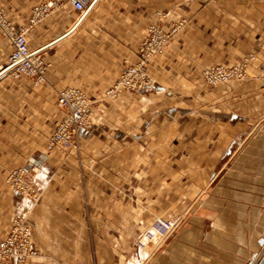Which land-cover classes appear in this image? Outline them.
I'll return each mask as SVG.
<instances>
[{
  "label": "crops",
  "instance_id": "1",
  "mask_svg": "<svg viewBox=\"0 0 264 264\" xmlns=\"http://www.w3.org/2000/svg\"><path fill=\"white\" fill-rule=\"evenodd\" d=\"M55 1L29 31L46 64L33 84L4 70L0 29V237L14 219L38 255L26 264H255L264 251V0H0L8 20ZM183 28L153 57V87L102 99L134 62L150 24ZM246 63L241 80L208 86L201 69ZM67 86L94 120L69 148L46 149ZM24 170L32 193L6 177ZM173 224L154 248L137 240L155 216ZM0 264H15L0 260Z\"/></svg>",
  "mask_w": 264,
  "mask_h": 264
},
{
  "label": "built area",
  "instance_id": "2",
  "mask_svg": "<svg viewBox=\"0 0 264 264\" xmlns=\"http://www.w3.org/2000/svg\"><path fill=\"white\" fill-rule=\"evenodd\" d=\"M70 5L78 12L85 11L91 4L90 0H69ZM57 6L55 1L35 4L23 25H13L0 6V29L9 39L12 49L7 58L4 71L13 78L20 76L38 84L44 80L46 64L40 55L29 49V31L49 10ZM183 25V21L172 23L164 29L157 23L150 24L146 35L139 44L134 62L125 63L113 82L104 90L103 97L114 99L123 91L149 89L155 82L147 72L149 61L164 52L170 38ZM246 75V63L235 65L217 64L205 68L202 77L208 85L241 80ZM55 106L61 117L48 136L45 147L69 148L74 144L80 130L90 127L93 123L91 99L78 87L67 86L57 92ZM9 187L18 195L35 192L24 179V170L20 167L11 169L6 177ZM173 224L162 217H156L136 242L139 249L156 247L164 241L172 231ZM37 250L33 245L29 227L21 219H14L9 231L0 237V260H10L15 264H26L30 258L36 257Z\"/></svg>",
  "mask_w": 264,
  "mask_h": 264
},
{
  "label": "rangeland",
  "instance_id": "3",
  "mask_svg": "<svg viewBox=\"0 0 264 264\" xmlns=\"http://www.w3.org/2000/svg\"><path fill=\"white\" fill-rule=\"evenodd\" d=\"M180 21V20H179ZM181 21H183V25H182V27L178 30V31H180L182 28H183V26L185 25V23H186V20L185 19H182ZM178 31L176 32V33H174V35L175 34H177L178 33ZM173 35V36H174ZM28 36H29V34H28ZM172 36V37H173ZM171 37V38H172ZM170 38V39H171ZM170 41V40H169ZM168 44V43H167ZM167 46V45H166ZM166 46H165V48H166ZM164 51H165V49H164ZM164 53V52H163ZM217 64H221V65H225V66H229V65H235L234 63H231V64H223V63H213V64H210V65H205V66H203L202 67V69H201V78H202V81L204 82V80H203V77H202V73H203V70L205 69V68H208V67H210V66H214V65H217ZM151 77V76H150ZM154 80V79H153ZM233 81H236V80H233ZM154 82H155V80H154ZM230 82H232V81H230ZM227 83H229V82H227ZM204 84H206V85H208L207 83H205L204 82ZM220 84H223V83H220ZM220 84H217V85H208V86H218V85H220ZM89 99H91V97H89ZM102 99H105V100H108V99H110V98H105V97H103L102 96ZM115 99V98H114ZM91 102H92V99H91ZM92 110V109H91ZM93 113V112H92ZM92 120H94V114L92 115ZM55 128V127H54ZM53 131V130H52ZM60 148V147H59ZM156 217H162V216H159V215H157V216H155V217H153V219L150 221V223H149V225L151 224V222L156 218ZM162 218H164V217H162ZM166 219V218H165ZM149 225L147 226V228L149 227ZM150 248H153V247H148L147 249H150ZM37 250V249H36ZM37 254H38V251H37Z\"/></svg>",
  "mask_w": 264,
  "mask_h": 264
},
{
  "label": "water",
  "instance_id": "4",
  "mask_svg": "<svg viewBox=\"0 0 264 264\" xmlns=\"http://www.w3.org/2000/svg\"><path fill=\"white\" fill-rule=\"evenodd\" d=\"M255 264H264V251L260 255V257L257 259Z\"/></svg>",
  "mask_w": 264,
  "mask_h": 264
}]
</instances>
